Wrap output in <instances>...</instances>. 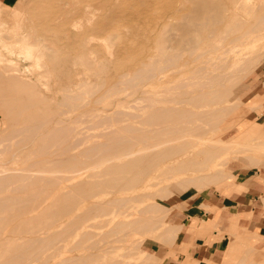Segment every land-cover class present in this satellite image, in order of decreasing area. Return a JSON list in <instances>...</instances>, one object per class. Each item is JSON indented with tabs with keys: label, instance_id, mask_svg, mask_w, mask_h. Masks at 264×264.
Here are the masks:
<instances>
[{
	"label": "rangeland",
	"instance_id": "1",
	"mask_svg": "<svg viewBox=\"0 0 264 264\" xmlns=\"http://www.w3.org/2000/svg\"><path fill=\"white\" fill-rule=\"evenodd\" d=\"M187 8L188 4L185 3V0H17L14 3H9L8 6L0 4V37H2L0 40V70L7 76L12 74L15 77L14 74H16L17 77L22 78L23 82L28 81L32 90L35 89L37 93L44 97L42 100L34 99L36 108L42 106L45 101H49L50 108L55 110L56 106L64 100L62 96L65 92L72 90L73 94H79V99H75L78 104H73V107L66 106V113L59 117H66L67 124L65 125L68 128H74V130L69 131L70 135L67 143L74 140L79 141L77 142L78 146L71 149V153L77 159L83 160L85 157L81 151L92 142H107L111 132L120 131L122 127L124 128L129 124L139 127L146 126L145 119L150 114V108L147 106L148 101L146 100L149 94L144 90L151 89L150 85L145 82L135 87L118 81L124 75H134L133 73L149 62L151 56L159 54L158 51L162 48L161 41L167 32L165 29L170 24L180 21ZM80 16H82L81 20L77 21ZM74 22L76 23L74 24ZM249 24L250 22L244 27L247 28ZM98 28L100 30L96 33V37H99V40L96 37L95 40L93 38L87 40V38L90 39L89 35ZM24 36L29 38H27L28 40L25 38L27 46L32 45L35 50H40L39 54L36 53L37 59L43 54L38 61L41 62L42 60L44 64L33 65L32 60H35L36 57L34 49L30 46L29 49L25 50L27 46L24 47L25 43L23 46L24 40L22 41L21 38L24 39ZM19 39L25 49L21 48V43L18 44L19 41L16 44L15 41ZM13 40H15L14 45L10 43ZM50 40L52 41L50 42ZM8 42L12 45V48L6 46L8 48L4 50L6 48L3 47V44ZM44 42L48 45L51 44L50 46L53 48L51 54H48L51 50L49 52L46 50V54L43 48ZM259 43V51H261L262 57L255 60L257 66L248 68V71L238 70L234 80L225 82L226 85H230V82H232L235 89V98L229 102L232 111L226 114L223 122L205 137L212 139V145L215 144L218 147V151L215 153V162L210 165L208 170L202 172H208L213 177L212 181L210 179L204 186L190 183L189 188L186 190H183L182 184L175 186L176 180L174 179L160 182L146 191L139 190L140 193L146 192L148 196L140 197L137 199L138 201L134 199L129 202L132 209L131 214L127 217L117 215L112 218L110 214L97 216L91 212L85 220L72 226L70 223L78 214L77 212L88 209L99 198L97 196L90 197L82 201L77 210L62 214L50 225L34 229L33 232L25 230H20L19 233L16 232L14 225H18L25 218L44 214L48 208H52L58 199L59 193L65 192L71 187L70 184L81 182L84 188L86 183L88 185L96 179V177L90 175L89 169L80 163L79 166L83 167L79 175L57 184L47 185L46 188L49 189V192L40 200L38 205L28 211H21L18 217L13 219V222L1 228L0 234L5 237L0 241V264H121V261L122 264H178L183 262L181 257H176L177 253H185V244L181 247L177 246L180 240L179 236L177 235L175 239L170 240L164 235L161 226L155 224L151 226L150 223L145 225V222L153 214L157 216L155 221L158 217L160 219L161 215L166 214L167 221L172 223L175 217L174 212L185 211L191 206H197L202 199L207 197L209 192L222 193L223 190L230 191L233 178H239L238 173L242 175L264 169L263 165L259 167L252 162L250 163L247 158L258 157L261 154L260 150H264V145L260 141L261 138L264 140V85H256L257 78H262L264 81V38ZM16 45L20 46V51L18 50L19 46L17 48ZM34 45L36 46L34 47ZM41 46L43 52L39 49ZM10 50L14 51L10 53ZM28 51H33V54ZM20 52H23L21 56ZM23 54L24 56L28 55V57H24ZM40 65L43 67H40ZM4 67L6 68L3 69ZM97 67L99 68L97 69ZM20 70L22 72H18ZM190 75L191 72L189 71H184L180 75L175 72L167 73V75L161 73L159 80L162 85L155 86L153 96L160 99L168 94L164 84L167 79L170 81L173 78H175V81L168 86L172 87L171 94L175 95L178 91V83L184 77H190ZM0 78L2 77L0 76ZM83 82L92 85L88 86L89 88L86 90L87 84L85 86ZM12 83V81L7 83L3 79L0 80V85H14ZM96 83L100 85L98 86ZM112 84L117 85L116 87L120 86V89L107 94L105 91L108 92V89L113 86ZM92 89L93 92H90L89 90L92 91ZM24 123L26 122L21 116H13L10 112H7L4 116L3 103L0 100L1 144L8 141L7 139L14 126L19 127ZM14 139H17V137H14ZM238 142L241 144L247 142L251 144V147L239 145ZM18 149L23 154L19 156L16 163L10 161V150L0 154V161L5 162L8 168H15V172L27 173L29 171L21 168H25L34 158L43 159L47 157V155L33 157L26 154L31 149L29 145ZM48 156L51 157V155ZM202 156L199 155V157ZM99 168L97 167L95 170ZM14 182L15 184L17 182L24 184L36 183V181L29 179H15ZM246 183L250 184V180H246ZM15 184L5 185L3 192H0V195L13 199L11 201L8 198L10 200L8 201V207L1 214L10 213L13 206H20L23 203L22 193L20 194V192L13 189ZM201 187L206 188L202 189ZM27 189L29 192L32 191V188ZM14 196H16L15 200ZM116 196L119 197L121 194H116ZM110 197L114 198L115 195L111 194ZM200 207L203 210L208 209L203 205ZM137 208H140L139 211ZM168 208H170L169 212H166ZM158 209L161 211L156 213ZM140 210H143V217ZM202 219L206 220V217H202ZM202 219L201 223L208 226L209 224H206ZM106 220H111V222L108 223ZM127 220L133 223L130 227L134 230H130L129 226L121 224ZM141 224L142 226L139 227ZM125 228L128 232H123L127 231ZM232 231L235 234L242 233L241 230L238 231L236 224L233 225ZM244 231H247V229ZM114 232L119 234L114 235V239H111L110 237L113 236ZM224 233L232 238L230 231H223L218 233L217 239L222 238ZM176 234H179V232L173 235ZM31 236L52 237L55 238V242L45 244L46 246L43 245V248L40 245L29 248V251L25 252L28 256L26 257L27 260L25 259L26 255L22 259L11 260V253L17 252V249L25 244L23 242H27ZM99 239L102 240L101 244L98 241ZM88 246L93 249L88 250ZM226 250L222 257L218 259L222 260L224 258ZM257 253L261 255L259 251ZM77 255L78 259L70 263V260L68 262L64 261L73 258V256L77 258ZM156 255H160L161 259H156ZM83 258L84 260H82ZM240 264H248V262L245 261Z\"/></svg>",
	"mask_w": 264,
	"mask_h": 264
},
{
	"label": "bare ground",
	"instance_id": "2",
	"mask_svg": "<svg viewBox=\"0 0 264 264\" xmlns=\"http://www.w3.org/2000/svg\"><path fill=\"white\" fill-rule=\"evenodd\" d=\"M185 3L188 4V8L183 14V18L175 24H170L165 29L167 32L161 41L162 48L160 49L161 51H158L159 54L151 56L149 62L133 73L134 75H124L120 81L117 80L120 83L134 85L135 87L145 82L150 85L151 89L144 90V92L149 94L146 100L148 101L147 106L150 108V114L145 119L146 126L139 127L129 124L124 128L122 127L120 131L111 132L107 142H92L81 151L85 157L83 160L77 159L71 153V149L77 147V142L79 141L74 140L67 143L70 135L69 131L74 130V128H68L65 125L67 124L66 117H59L66 113V106L73 107V104H78L75 99L80 97L79 94H73L71 89L65 94L63 92L62 98L64 100L62 102L59 100L61 103L56 106L55 110L50 108L49 101H45L42 106L36 108L34 99L42 100L44 97L37 93L35 89L33 91L28 81H24V84L22 78L17 77L16 74L13 73L14 77L8 73L9 76H13L9 77L0 70V76L2 77L0 80L3 79L7 83L12 81V84H14L11 86L7 84L0 85L3 115L5 116L7 112H10L13 116H21L26 122L19 125V127H13L9 138H6L7 142H2L1 144L0 141V154L10 150V161L16 163L19 156L23 154L18 148L29 145L31 149L26 154L33 157L47 155L43 159L34 158L25 168H21L29 171L27 173L15 172V168H8L5 162L0 161V192H3L5 185L11 186L12 183L15 184V179H29L38 183L24 184L17 182L14 188L12 187L15 191L22 193L23 203L20 206H13L10 209L12 210L10 213L1 214L8 207V201H13V199L0 195V231L8 223L13 222V219H16L21 211H28L38 205L40 200L49 192V189L46 188L47 185L57 184L79 175L84 165L89 169L90 175L96 177L92 183L88 185L86 183L84 188L81 182L70 184L71 187L65 192H60L52 208H48L44 214L25 218L18 225H14L16 232L19 233L20 230L33 232L34 229L50 225L62 214L77 210L79 204L90 197L97 196L99 198L93 203L91 202L92 204L88 209L77 212L78 214L70 223L72 226L85 220L91 212L97 216L110 214L112 218L117 215L127 217L131 214L132 209V205L129 202L147 195L146 192L140 193L139 190L146 191L160 182L174 179L176 180L175 186L182 184L183 190H186L189 188L190 183L204 186L210 179V181L213 180V177L208 172H202L208 170L210 165L215 162V153L218 151V147L215 144L214 146L212 145V139L205 137L223 122L226 114L232 111L229 107V102L235 98V89L232 82H230V85H226L225 82L234 80L238 70L248 71V68L256 67L255 60L262 57L261 51H259V41L264 38V0H185ZM81 17H78L77 21L81 20ZM249 22V26L245 28L244 26ZM99 30L100 28L95 29L89 35L90 37L88 36L90 39L86 37L87 40L94 39ZM21 38L22 41L24 40L23 46L25 43L24 47H26L27 41H25V38L27 39L28 37L24 36V39L23 37ZM96 38L99 40V37ZM15 40L10 43L14 45L15 42L17 44L19 41L18 44L20 45L22 42L20 39ZM8 43L3 44V47L12 48L10 43L7 45ZM19 45H16L17 48ZM50 45L45 42L43 45L45 51L48 50L49 52L51 50L48 54H51L53 49ZM23 46L21 43V48ZM30 46L32 48V45ZM30 46H27L26 49L23 48L27 50ZM7 48L4 50H7ZM39 49L43 52L42 46ZM18 50L20 51V46ZM13 51L10 50V53ZM33 51L36 56V53L40 50L34 49ZM33 51L28 52L33 54ZM22 53L20 52V56ZM28 55L24 56L23 54L24 57H28ZM31 57L29 58L32 60ZM39 58L37 59L36 56L35 60H32L33 65L37 66L38 63H43L42 60L41 62L38 61ZM16 68L18 67L16 66ZM14 70H16L15 67ZM184 71L191 72V75L190 77H184L178 83V91L175 95L171 94L172 87L168 86L175 81V78H173L170 81L167 79L164 84L168 94H165L160 99L153 96L155 86L162 85L159 80L161 73L162 75H167V73L175 72L180 75ZM87 83L89 82L87 81ZM87 83L83 82V85ZM90 85H85V89L87 90ZM96 85L99 86L100 84L96 83ZM114 85L108 89V92L107 90L105 92L109 94L114 90L120 89V86L116 87L117 85ZM93 89L89 91L93 92ZM14 137H17V139L13 140ZM79 140L81 141V139ZM214 140L221 141L218 139ZM260 141L264 145L262 138ZM208 144H211L209 145L211 147ZM257 144L259 143L257 142ZM241 145L251 147V144L247 142ZM262 151L260 150L261 154L258 157H247L250 160L249 162L259 167L264 166V150ZM48 155H51V157ZM57 155L59 156L57 157ZM199 155L203 156L199 157ZM80 163L83 164L82 167L79 166ZM97 167L100 168L95 170ZM9 182L11 184H8ZM27 188H32V191L29 192ZM111 194L115 195V197H110ZM116 194H121V196L117 197ZM14 197L15 200L16 196ZM146 208L148 207L146 206ZM139 209L137 208L138 211ZM159 209L156 213L161 211ZM169 209L166 212H169ZM143 210H140V213L142 211V217L144 216ZM147 216L145 217L147 218ZM155 217L157 216L153 214L148 217L147 221L143 220L146 221L145 225L150 223L151 226H153L152 224L161 226L165 236L170 240L175 239L178 234H173L179 232V227L169 223L166 219V214L161 215L160 219L158 217L156 221ZM106 222L109 223L111 220H106ZM121 224L130 227L133 223L127 220ZM168 224L172 227L170 228ZM141 226L142 224L139 227ZM130 230L134 229L130 227ZM123 232H128V230ZM118 234L114 232L110 238L112 239ZM4 237L0 234V241ZM57 237L59 238V236ZM54 239L52 237L31 236L27 242H23L25 244L17 249V252L11 253L10 258H12L11 260L22 259L27 254L25 252L29 251V248L35 245H40L43 248V245L50 244ZM96 241L95 243L98 241L99 243L102 242L100 239ZM95 243L93 242V244ZM89 247L88 250L90 249ZM4 250L6 251V249ZM26 257L28 256L26 255L25 259ZM155 257L156 259H161L160 255ZM75 259H78V255L77 258L73 256V258L65 259L64 261L68 262L70 260V263ZM185 264H194L191 256H188Z\"/></svg>",
	"mask_w": 264,
	"mask_h": 264
},
{
	"label": "crops",
	"instance_id": "3",
	"mask_svg": "<svg viewBox=\"0 0 264 264\" xmlns=\"http://www.w3.org/2000/svg\"><path fill=\"white\" fill-rule=\"evenodd\" d=\"M15 1L0 0V4L8 6ZM256 85H264L263 79L257 78ZM237 176L230 191L209 192L197 206L189 207L192 210L174 212L172 223L179 227L177 246L185 244V253H177L183 261L178 264H185L188 256L194 264H264V169ZM201 219L209 225L202 224ZM234 224L241 234L233 233ZM223 231H230L232 238L224 233L217 239ZM225 250L224 258L218 259Z\"/></svg>",
	"mask_w": 264,
	"mask_h": 264
}]
</instances>
